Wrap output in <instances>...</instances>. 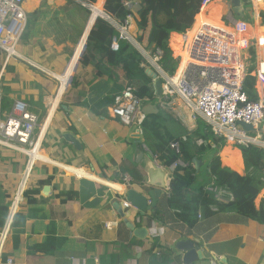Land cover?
<instances>
[{
    "label": "crops",
    "instance_id": "1",
    "mask_svg": "<svg viewBox=\"0 0 264 264\" xmlns=\"http://www.w3.org/2000/svg\"><path fill=\"white\" fill-rule=\"evenodd\" d=\"M99 1L103 9L104 4L109 7L103 10L101 13L103 16L109 15L119 19L116 11L117 0H97L92 3L94 8ZM213 1L211 0V3ZM87 3L89 2L84 1L83 5L88 6ZM241 4L245 9L243 1ZM66 6L70 7L69 11L65 9ZM71 6L66 0H25L27 36L22 37L17 46V57L14 58L17 62L9 67L11 59L4 65L0 57V96L9 97L6 99L4 111H2L3 101L0 100V119H4L14 108L20 110L25 102L31 104L32 110L33 107L36 108L35 112L39 116L37 126L39 131L34 136V140H37V144L40 143L41 150L49 159L35 161L30 176L36 179L45 174L54 175L49 184L51 191L45 194L42 189L43 196H37L36 202L30 204L23 195L24 191L22 195L19 193L17 196V188L25 172L23 160L25 153L9 145L0 150V171L2 172L0 206H8L5 222L16 199L15 196L18 199H16L18 205L16 213L19 211L28 215L19 246L10 234L5 246L6 258H13L14 264H152L147 248L152 239L157 238L163 245L172 247L175 254H173L171 264H184L183 252L177 250L176 244L180 240L193 236L202 240L201 249L204 255V259L196 264H219L222 258L227 259V264H264V211L262 212L261 209L264 204V188L254 199L252 208L254 210H251V216L235 210H226L218 212L212 218H200L195 226H190L179 219L176 210L166 207V200L169 197V191L166 190L157 202V208L163 211V223L154 221L149 224V214L141 215L133 206L125 209L126 216L136 226H146L150 229V234L146 239L137 238L135 242H132L135 237L134 233L126 226L112 204V200L118 199L124 202L126 189H140L146 183L147 177L142 160L144 155L149 153L139 146L140 125L123 124L110 114L109 109L108 116L103 117L96 115L90 108L78 104L79 102L94 104L111 90L113 83L107 76L97 77L95 70L79 64L86 38L99 14L95 17L91 13L81 40L75 46L74 54L70 59L67 58L66 53L67 42L72 45L69 31L57 30L50 35L52 30L59 27V23L71 19L69 13L76 10L75 5L73 10ZM39 11L40 14H38ZM223 11L224 8L218 6V19ZM205 15L206 12L203 11L197 17L193 29L186 34L187 38H192L194 30L198 28L201 18ZM93 16L95 19L92 21ZM210 16L214 18V15ZM53 26L54 28L51 29ZM249 28L251 29V26ZM136 29L135 24L132 28L134 35L136 33L133 31ZM253 34L257 36L262 46L264 35L257 29L253 30ZM175 35L180 36L181 34L173 32L170 44ZM259 70L264 74V61H259ZM61 76L67 77L68 80L71 78V85L65 88L53 114H50L53 98H50L42 89H45L49 79H53V81H60L58 93L61 87ZM74 76L77 82L73 81ZM262 78V74H259L255 87L259 97H264V86L261 88L260 84ZM62 105H66L67 108ZM157 105L159 109L157 113H160L164 108L158 103ZM165 110L171 115L172 120L161 122L158 125L157 140L155 139L153 144L156 145L157 151L165 152L172 141H178L180 150L175 160L187 166L190 163L189 151L195 144L202 141L205 123L201 117L199 120L193 117L180 99H176ZM71 125L74 129L69 128ZM65 133H72L78 138L83 149L79 150L67 141L63 137ZM227 143L232 144L231 141ZM227 143L219 151L221 158L222 152L227 148ZM144 144L147 145V143ZM15 145L26 149L30 147V145L24 146L17 142ZM233 150L240 151L242 170L237 171L243 172L245 165L242 152L237 147ZM212 156V153L197 156L201 161L199 167H196L194 162L190 164L196 169L198 176L187 191L190 195L195 193L200 186L206 187L216 183L208 168ZM222 164L229 167L224 162ZM68 167L82 170L85 175L70 171ZM166 169L167 181L170 184L171 173L174 169L171 167H166ZM244 173L246 174V169ZM127 174L135 179L130 184L124 180ZM61 190L77 191L78 196L73 202L62 204L60 196H57L58 191ZM229 191L235 197L234 193ZM105 205L109 207V210L103 216L97 215L98 220L90 216L92 211ZM53 208L62 215L56 220L55 234L65 241L61 243L60 248L46 254L42 249H51V241H47V237L48 229L53 228V225H49ZM101 219L106 221L102 235L99 227L95 228ZM80 231L98 235L88 237ZM155 252L160 257L164 250L162 247H157Z\"/></svg>",
    "mask_w": 264,
    "mask_h": 264
},
{
    "label": "trees",
    "instance_id": "2",
    "mask_svg": "<svg viewBox=\"0 0 264 264\" xmlns=\"http://www.w3.org/2000/svg\"><path fill=\"white\" fill-rule=\"evenodd\" d=\"M47 1V0H45ZM71 4V9L75 5L76 10L70 12L71 19L64 20L59 23V27L50 32L53 35L55 31L60 30L64 32L68 30L71 34L72 45L67 42V58L70 59L75 51V46L81 40L85 27L91 16V10L88 6L83 5L84 1L94 3L97 0H66ZM245 3V10L252 6V0H243ZM203 0H140L138 9L134 11L135 24L137 26V40L141 43L151 55H155L157 50L162 51V56L159 59V65L162 69L168 73L173 74L177 68V62L173 58V49L179 51L183 37L177 35L172 37L170 46V37L173 32L185 33L190 30L195 22L196 15L200 12ZM211 3V2H210ZM208 3L203 11H210V15H214L212 18L214 21L218 20V5L215 2ZM118 7L116 9L118 17L123 20L127 14V11L120 6L119 0H117ZM96 6L102 8L101 2ZM108 9L104 4V10ZM65 9L70 10L69 6ZM114 10V9H112ZM230 10L233 8L230 6ZM202 11V12H203ZM40 14V11L38 12ZM43 16V15H42ZM199 16V15H198ZM246 16V15H245ZM261 25H264V13H261ZM246 19L248 17H245ZM29 25V23H28ZM27 25V27H28ZM51 27V29H53ZM26 31L22 37H26ZM119 34L118 30L113 24L102 17H98L94 23L88 37L84 51L79 58V64L81 66L89 67L95 70L97 77L107 76L112 80L111 90L99 98L97 102L89 105L87 102H79L78 104L88 107L98 116L107 117L108 109L114 103L115 97L128 87H131L135 94L141 98L150 96L152 90L153 77L146 69L151 67V64L146 61L141 52L128 40H120V48L118 51H114L111 48L113 37ZM146 42V43H145ZM255 46V45H254ZM252 45L249 49L251 54L250 61L253 64L255 62L257 52ZM249 61V59H247ZM249 64V62H247ZM250 71V69L248 70ZM73 81L77 82L76 77H73ZM255 78L249 76L245 79L243 88L248 93L249 99H257V90L254 88ZM256 91V92H255ZM257 93V94H256ZM9 97L0 96V100L3 101L2 111L5 110V102ZM171 115L166 112L165 109H161L160 113L150 114L144 118L141 127V140L139 146L142 147L144 143L157 154L158 161L166 166L170 167L175 161L176 154L170 147L165 152L157 151V147L153 144L155 139L157 140L158 125L161 122L171 121ZM70 129H74L71 125ZM205 129H207L205 127ZM203 131L202 141L193 146L188 154V158L192 163L194 157L206 156L212 153V159L209 163V173L213 179L221 185L226 187L234 193L235 199L230 203H223L217 201L214 194L205 190V186H200L195 193L190 195L187 191L194 184L197 179L196 169L191 165L187 167L177 166L171 173L169 197L167 198L166 207L176 210V214L179 219L195 226L199 222V213L201 212L202 218H212L215 214L226 210H235L236 212L252 215L251 210L254 207V199L257 197L260 189L262 188L263 178L260 179V174H263L264 163H262V153L257 151L255 145L249 147H241L242 156L244 158V165L246 168V175H241L238 171H241V161L233 162L232 157V144H228L227 148L222 152V160L226 165L231 166L234 170L228 166L222 164L219 151L225 145V139L215 141L212 133L209 130ZM232 148V149H231ZM262 166V169L259 167ZM54 175L45 174L41 178L34 179V176H30L27 186L23 195L28 199V203L33 204L36 202V197L42 195V189L45 185L51 184ZM135 180V179H134ZM261 187V188H260ZM56 194V193H55ZM43 196V195H42ZM57 196H60V202L67 204L73 202L78 192L74 190H61L58 191ZM165 207V208H166ZM262 212L264 211V204L261 206ZM109 210V207L105 205L100 209H96L90 213V216L99 219V216ZM8 212V206H0V225L5 222V217ZM149 224L158 221L163 223V211L156 209L153 213H149ZM28 215L23 212H17L11 225V236L16 239V243L19 246L21 240V233L24 231ZM58 217H62L55 208L51 210V223L53 228L48 229L47 241H51V249L44 248L46 254L52 253L57 248L61 247V243L65 241L59 235H56V220ZM105 219H101L98 226L102 232L105 230ZM81 232V231H80ZM85 236L93 237L98 235L92 232H81ZM157 247H162L164 253L159 257L155 252ZM38 249V248H37ZM36 249V250H37ZM148 251L151 256L152 264H171L173 262L174 251L172 247H167L160 242L159 239H152V242L148 245ZM35 250V251H36ZM6 255L3 256V260L6 261Z\"/></svg>",
    "mask_w": 264,
    "mask_h": 264
},
{
    "label": "built area",
    "instance_id": "3",
    "mask_svg": "<svg viewBox=\"0 0 264 264\" xmlns=\"http://www.w3.org/2000/svg\"><path fill=\"white\" fill-rule=\"evenodd\" d=\"M24 1L0 0V57L1 62L4 61L5 64L15 57L16 47L26 29L27 13L24 9ZM209 2L211 0H203L201 10ZM119 3L127 11L123 20L106 15V19L119 32L111 43L114 51L119 50L120 40H128L139 46L132 28L133 13L140 0H119ZM87 5L93 8L92 4L87 3ZM249 26L252 27L250 22L230 11L227 13L223 11L218 21H214L209 14H206L201 18V23L191 39L185 36L193 27L180 35L184 39L174 56L178 61L174 74L166 73L159 65L158 61L162 56L160 49L151 56L150 63L159 71L162 79V94H158L155 84L152 86L150 96L145 98L139 97L131 87H128L116 96L114 104L110 107L111 114L126 125H140L145 116L142 111L145 102L154 99L162 107H169L176 99H180L193 117L197 120L201 117L215 141L231 140L234 144L244 147L257 145V135L261 133L258 129L264 126V100L249 99L243 84L252 74L251 71H247L245 53L252 45L257 44V47L261 45L257 36L253 34L254 29H250ZM241 122L253 125L254 131L246 130ZM38 123L39 116L32 112L26 103L22 105L20 111L13 109L6 119L0 120V150L3 146H12L11 143L15 140L35 147L37 143H33L32 137ZM170 147L176 153L180 150L178 141H172ZM143 148L155 163L161 165L156 153L146 144ZM182 164L181 161L175 160L170 167L174 169L183 166ZM29 174L30 171L28 174L27 171L23 174L17 195L19 193L22 195L25 190ZM1 175L0 171V181ZM124 180L128 184L133 182L129 174L124 176ZM205 190L213 193L215 199L219 201L234 200L227 188L216 183L206 186ZM15 198L17 199V196ZM16 199L6 222L3 226L0 225V264H4L5 246L18 208ZM124 207H130V203L125 201ZM199 216L201 217V213ZM5 264H14L13 258H8Z\"/></svg>",
    "mask_w": 264,
    "mask_h": 264
},
{
    "label": "water",
    "instance_id": "4",
    "mask_svg": "<svg viewBox=\"0 0 264 264\" xmlns=\"http://www.w3.org/2000/svg\"><path fill=\"white\" fill-rule=\"evenodd\" d=\"M242 0H232L231 5L235 14L245 18V11L241 4ZM87 42V38H86ZM86 46V43L85 45ZM149 73L152 74L154 80H156V87L158 89V94L162 93V82L159 78V72L153 69H147ZM64 108H67L66 105H62ZM144 114H154L159 111L158 105L155 101H148L143 105ZM242 127L248 131H254V127L245 122H241ZM259 131H262V128H259ZM63 137L71 142L77 149L82 150L81 141L76 138L72 133H65ZM193 162L196 167H199L201 161L194 157ZM143 167L146 173V183L140 188H129L125 191L126 200L131 203V205L138 210L141 215H147L149 212H153L157 209V202L160 195L169 189V184L167 181L168 172L164 166H159L155 163L151 156L144 155ZM51 191L49 185L43 188V192L47 194ZM112 204L117 209L120 216L123 218L126 226L131 229L134 233V239L132 242H135L137 238L146 239L149 236L150 229L146 226H136L133 221H131L127 216L123 208L122 202L118 199L112 200ZM202 240L197 237H189L188 239L180 240L176 244L177 250L183 252V263L184 264H196L198 261L204 259L203 251L201 249ZM219 264H227V259L222 258L219 260Z\"/></svg>",
    "mask_w": 264,
    "mask_h": 264
},
{
    "label": "rangeland",
    "instance_id": "5",
    "mask_svg": "<svg viewBox=\"0 0 264 264\" xmlns=\"http://www.w3.org/2000/svg\"><path fill=\"white\" fill-rule=\"evenodd\" d=\"M231 1L232 0H214L213 2H215V4L218 5L219 7H223L224 8V12L227 13V12L230 11L229 8L231 6ZM100 2L101 1H99V3ZM138 6L136 7L135 10L138 9ZM254 10H255V13H254ZM244 11H245V14H246L245 17H248L246 20L252 24V27L251 28L254 29V30L257 29V31H260L264 35V25H261V16H260L261 13H264V4H261L260 2H257V0H252V6L249 7L248 9H246V10L244 9ZM206 13L207 14H210L208 12H206ZM258 28H261V30H258ZM137 34H138V32H137V29H136V35ZM254 48H255V50L257 52V56H256V59H255V62L252 64L251 61H250V57H251V54L249 52V49L250 48L245 53V62H246V65H247V71L250 69V71L252 73L250 75L253 78H255L256 82H257V79L259 77V74H262L263 78L260 81L261 88H262L264 86V74L259 70V61H264V46L257 47V44H256L254 46ZM144 51H145V53L149 54L148 51H146L145 49H144ZM261 52H262V55H261ZM247 59H249V61ZM15 62H17V59L12 58L11 61H10V63H9V67H12L13 63H15ZM247 62H249V64H247ZM1 71H3V70H1ZM152 84L154 85V82H152ZM59 85H60V81H53V79H49V82H47V85H46L45 89H42V90L45 93H47L50 98H55V96L57 94V89H58ZM70 85H71V78L69 79V82H68L66 88H68ZM35 86H37V85L35 84ZM255 87H256V84H255ZM1 88H2V86H1ZM45 105H47V104H45ZM30 107H31V104H30ZM33 110H36V108L33 107ZM40 123H41V120H40ZM262 129H264V126H263ZM38 131H39V127H37V129L35 130L34 136L38 133ZM257 136H258V142H257V145H255V146L257 148V151L260 152V153H262V159H261V161H262V163H264V133H263V130L260 133V135H257ZM225 146H226V144L223 147H225ZM231 147L232 148L233 147H237L240 150H242L241 147H243V146L231 145ZM220 157H221V152H220ZM29 159H30V157L27 154H24V159H23L24 162H25V165H24V168L25 169H24V171L26 170V166H28ZM221 160H222V158H221ZM243 161H244V159H243ZM222 162H223V160H222ZM259 167L262 169V166L261 165H259ZM262 171H263V174L262 173L260 174V179L263 178V180H261V182L264 181V169ZM239 173L241 175H246L244 173V171L243 172H239ZM261 186H262V188L260 187L261 189H260V191H259L258 194H260L261 191H262V189L264 188L263 182H262V185Z\"/></svg>",
    "mask_w": 264,
    "mask_h": 264
},
{
    "label": "clouds",
    "instance_id": "6",
    "mask_svg": "<svg viewBox=\"0 0 264 264\" xmlns=\"http://www.w3.org/2000/svg\"><path fill=\"white\" fill-rule=\"evenodd\" d=\"M242 1H243V0H242ZM243 2H244V1H243ZM202 3H203V2H202ZM241 3H242V2H241ZM89 4H92V3H89ZM201 7H202V6H201ZM231 7H232V5H231ZM89 8L91 9L92 13L94 14V10H93L94 7H93V8L89 7ZM229 10H230V8H229ZM202 11H203V10H200V12H199L198 14H200ZM230 12H233V13H234V11H231V10H230ZM254 13H255V10H254ZM198 14H197V15H198ZM206 14H207V13H206ZM234 14H235V13H234ZM197 15H196V16H197ZM236 15H237V14H236ZM245 15H246V14H245ZM209 16H210V14H209ZM98 17H102V18L106 19V16H103L102 14H99ZM98 17H97V18H98ZM210 17H211V16H210ZM97 18H96V20H97ZM211 18H212V17H211ZM244 19L246 20V18H244ZM107 20H108V19H107ZM108 21H109V20H108ZM246 21H247V20H246ZM195 22H196V17H195ZM195 22H194V24H195ZM134 23H135V19H134ZM134 23H133V28H134V25H135ZM194 24H193V25H194ZM192 27H193V26H192ZM190 30H191V29H190ZM188 31H189V30H188ZM137 32H138V31H137ZM134 33H136V31H134ZM185 33H186V32H185ZM182 34H184V33H181V35H182ZM22 36H23V35H22ZM135 37H136V40H137V35H136ZM178 37H180V36H178ZM21 38H22V37H21ZM180 38H181V37H180ZM20 40H21V39H20ZM20 40H19V42H20ZM137 41H138V40H137ZM169 43H170V42H169ZM18 44H19V43H18ZM138 44H139V46H136V45H134V44H133V45H134V46H135V47L141 52V54H142L143 57L146 59V61H148V62L150 63V58H151V56H154V55H151V53H150L149 51H148L149 54L145 53L144 49L146 50V48H145L141 43L138 42ZM17 46H18V45H17ZM170 46H171V48H172V45H171V44H170ZM143 47H144V48H143ZM84 49H85V48H84ZM172 50H173V58H174V56H175V54H176V53H175L176 50L173 49V48H172ZM174 50H175V51H174ZM83 51H84V50H83ZM146 51H147V50H146ZM15 57H17V47H16V55H15ZM15 57H14V58H15ZM11 59H12V58H11ZM174 60H176V59H174ZM2 62H3L2 64L6 65V64L4 63V61H2ZM176 62H177V66H178V61L176 60ZM7 63H8V62H7ZM158 63H159V62H158ZM150 64H151V63H150ZM149 68L158 71V70H157L152 64H151V67H148L147 69H149ZM147 69H146V70H147ZM176 70H177V68H176ZM158 72H159V71H158ZM175 72H176V71H175ZM175 72H174V73H175ZM174 73H173V74H174ZM159 75H160V73H159ZM159 78L161 79L160 76H159ZM153 82H154V84H155V83H156V80L153 79ZM161 82H162V79H161ZM255 84H256V80H255ZM151 86H153V84H151ZM254 88H255V86H254ZM126 89H127V88H126ZM123 91H124V90H123ZM123 91H122V92H123ZM151 91H152V90H151ZM122 92H121V93H122ZM255 92H256V91H255ZM119 94H120V93H119ZM119 94H118V95H119ZM161 94H162V93H161ZM256 94H257V93H256ZM115 98H116V97H115ZM257 98H259V95H258V94H257ZM259 99H260V98H259ZM150 101H156V102L160 105V103H159L157 100H154V99H153V100H150ZM23 102H24V101H23ZM114 102H115V101H114ZM147 102H148V101H147ZM25 103L28 105V108H29L32 112H34V113H36V114L38 115V113L35 112V110H32V109H31L29 103H27V102H25ZM145 103H146V102H145ZM145 103H144V104H145ZM23 104H24V103H23ZM113 104H114V103H113ZM113 104H112V105H113ZM112 105H111V106H112ZM111 106H110V107H111ZM160 106H161V105H160ZM110 107H109V110H110ZM142 108H143V107H142ZM163 108H164V109H168L169 107H163ZM14 109H15V108H14ZM21 109H22V108H21ZM21 109H20V110H21ZM16 110H18V109H16ZM20 110H19V111H20ZM12 111H13V109H12ZM12 111H10V112H12ZM142 111H143V109H142ZM10 112L6 115V117L10 114ZM110 114H111V111H110ZM143 114H144V113H143ZM111 115H112V114H111ZM144 115H145V114H144ZM112 116H113V115H112ZM6 117H5L4 119H6ZM113 117H114V116H113ZM145 117H146V115L144 116V118H145ZM114 118H115V117H114ZM144 118H143V120H144ZM4 119H0V120H4ZM117 119H118V118H117ZM118 120H119V119H118ZM143 120H142V121H143ZM119 121H120V120H119ZM120 122H121V121H120ZM123 124H124V123H123ZM141 124H142V122H141ZM141 124H140V126H141ZM125 125H126V124H125ZM37 126H38V125H37ZM205 126H206V124H205ZM252 126H253V125H252ZM36 128H37V127H36ZM36 128H35V129H36ZM206 128H208V127L206 126ZM260 128H263V126H261ZM139 130H140V132H142V127H140ZM207 130H208V129H207ZM262 130H263V129H262ZM258 131H259V129H258ZM34 132H35V131H34ZM250 132H253V131H250ZM259 132H262V131H259ZM32 140H34V133H33ZM16 142L19 143V144H23V143H20L19 141L15 140V141H13V142L11 143L12 146L18 147L19 150H21V148H20L19 146L15 145ZM34 142L37 143V140H34L33 143H34ZM225 144H226V141H225ZM23 145L25 146V145H30V144H23ZM36 145H37V144H36ZM143 145H144V144H143ZM143 145H142V147H143ZM234 145L236 146V144H234ZM10 146H11V145H10ZM237 146H239V145H237ZM3 147H5V146H3ZM3 147H2V148H3ZM32 147L34 148V146L30 145V147H28V149H31ZM169 147H170V145H169ZM2 148H1V149H2ZM170 148H171V147H170ZM171 149H172V148H171ZM172 150H173V149H172ZM21 151H22V150H21ZM173 151H174V150H173ZM174 152H175V151H174ZM175 153H176V152H175ZM148 155L151 156L150 154H148ZM243 159H244V158H243ZM153 160H154V159H153ZM29 161H30V159H29ZM35 161H37V160H34V161L32 162V166H31V169H30V174H31V171H32V169H33V167H34V165H35ZM173 162H174V161H173ZM192 162H193V161H192ZM28 163H29V162H28ZM159 163H160V162H159ZM156 164H157V163H156ZM160 164H161V163H160ZM190 164H192V163L190 162L189 165H190ZM157 165H158V164H157ZM161 165H162V164H161ZM161 165H159V166H161ZM189 165H187V166H189ZM162 166H163V165H162ZM187 166H183V167H187ZM164 167H165V166H164ZM27 168H28V166H26V170H25L24 174L26 173ZM165 168H166V167H165ZM245 169H246V168H245ZM245 169H244V171H245ZM30 174H29V177H30ZM29 177H28V180H29ZM132 178H133V177H132ZM21 181H22V179H21ZM133 181H134V178H133ZM27 183H28V181H27ZM27 183H26V186H27ZM225 188H226V187H225ZM227 189H228V188H227ZM169 190H170V184H169V189H168V191H169ZM228 191H229V189H228ZM229 192H230V191H229ZM234 199H235V197H234ZM216 200H217V199H216ZM125 201H126V202H129V201H127L126 199L124 200V202H125ZM217 201H219V200H217ZM124 202H122V205H123V208H124V210H125L126 207H124ZM220 202H223V203H230V202H232V201H230V202L220 201ZM129 203H130V202H129ZM131 206H132V205H131V203H130V207H131ZM130 207H127V208H130ZM200 213H201V212H200ZM148 214H149V213H148ZM148 214H147V215H148ZM198 217H199V218H202V215H201V217H200V216H198ZM149 234H150V233H149ZM5 262H6V261H4V264H5Z\"/></svg>",
    "mask_w": 264,
    "mask_h": 264
},
{
    "label": "bare ground",
    "instance_id": "7",
    "mask_svg": "<svg viewBox=\"0 0 264 264\" xmlns=\"http://www.w3.org/2000/svg\"><path fill=\"white\" fill-rule=\"evenodd\" d=\"M257 2H260L261 4H264V0H257ZM208 4V3H207ZM93 10H94V16L96 17L98 14H101V13H103V8H100V7H98V6H96L95 5V8H93ZM92 13V12H91ZM92 17V21L95 19V17ZM196 31V29L194 30V32ZM193 35H194V33H193ZM192 35V36H193ZM185 37H187V36H185ZM184 39V38H183ZM262 46H264V44L262 45ZM60 80H61V87H60V89H59V91H58V93H57V97H55V98H53L52 100H51V110H50V114H53V111H54V108L56 107V105H57V103H58V100H59V97H60V95L63 93V91L65 90V88H66V86H67V84H68V82H69V80L67 79V77H64V76H61L60 77ZM260 99H261V101H263L264 100V97H260ZM263 131H264V129H263ZM44 135V134H43ZM229 141H231V140H229ZM228 142V141H227ZM226 142V143H227ZM232 142V144L234 145V143H233V141H231ZM21 150L25 153V154H27L29 157H30V161H29V163H28V168H27V174L29 173V167L31 166V164H32V162L34 161V160H48L49 158H48V156L41 150V148H40V143L38 142V144L33 148H31V149H26V148H21ZM232 157H233V159H235V160H233V162H236V161H241V154H240V151L239 150H233L232 151ZM50 162V161H49ZM68 169L70 170V171H75V172H77L79 175H85V173L82 171V170H77V169H75V168H73V167H68ZM241 169H242V165H241ZM93 175V174H92ZM87 176V175H86ZM81 177V176H80ZM88 178V177H87ZM95 178V177H94ZM114 184V183H113ZM115 186V185H114ZM120 186V185H119ZM120 190H121V188H120ZM18 196V195H17Z\"/></svg>",
    "mask_w": 264,
    "mask_h": 264
},
{
    "label": "flooded vegetation",
    "instance_id": "8",
    "mask_svg": "<svg viewBox=\"0 0 264 264\" xmlns=\"http://www.w3.org/2000/svg\"><path fill=\"white\" fill-rule=\"evenodd\" d=\"M261 55H262V52H261Z\"/></svg>",
    "mask_w": 264,
    "mask_h": 264
}]
</instances>
